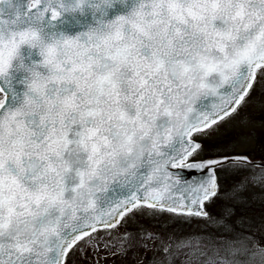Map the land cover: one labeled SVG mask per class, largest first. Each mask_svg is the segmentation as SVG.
Masks as SVG:
<instances>
[{"label": "snow or ice", "instance_id": "snow-or-ice-1", "mask_svg": "<svg viewBox=\"0 0 264 264\" xmlns=\"http://www.w3.org/2000/svg\"><path fill=\"white\" fill-rule=\"evenodd\" d=\"M258 91L264 0H0V264H264Z\"/></svg>", "mask_w": 264, "mask_h": 264}, {"label": "rangeland", "instance_id": "rangeland-1", "mask_svg": "<svg viewBox=\"0 0 264 264\" xmlns=\"http://www.w3.org/2000/svg\"><path fill=\"white\" fill-rule=\"evenodd\" d=\"M219 139L230 141L235 145L237 152H247L250 155L259 158L262 147H264V94L258 91L256 98L247 107L244 115L240 120L235 121L226 129H222L217 134ZM223 186L225 190L230 189V186L225 183L223 178ZM240 195L246 201L245 211L248 215L254 216L257 221L261 216L262 203H264V190L257 188H250L248 191H241ZM254 210L253 214L250 213L251 209ZM202 224H195L188 227H184L183 230H197L202 227ZM264 237V228L260 229L259 233ZM143 257L142 252H137L134 255L125 259L124 264H140V260ZM111 258V257H110ZM117 264H120L117 261Z\"/></svg>", "mask_w": 264, "mask_h": 264}, {"label": "trees", "instance_id": "trees-1", "mask_svg": "<svg viewBox=\"0 0 264 264\" xmlns=\"http://www.w3.org/2000/svg\"><path fill=\"white\" fill-rule=\"evenodd\" d=\"M224 181H225V183H227L228 185L227 186H230V187H232V185L235 183V179L234 178H232V177H229V176H225L224 177ZM247 205V204H246ZM237 206L239 207V204H237ZM250 209L252 208V207H249ZM254 210H256V209H251V211H250V213H254L253 211ZM253 216V215H252ZM255 216V215H254ZM190 229H192V228H190ZM109 259H112V258H109Z\"/></svg>", "mask_w": 264, "mask_h": 264}]
</instances>
